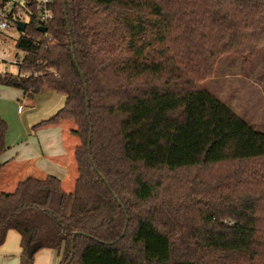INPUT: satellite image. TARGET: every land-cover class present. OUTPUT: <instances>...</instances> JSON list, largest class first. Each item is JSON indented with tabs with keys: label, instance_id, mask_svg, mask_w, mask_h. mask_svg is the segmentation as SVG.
<instances>
[{
	"label": "trees",
	"instance_id": "16d2710c",
	"mask_svg": "<svg viewBox=\"0 0 264 264\" xmlns=\"http://www.w3.org/2000/svg\"><path fill=\"white\" fill-rule=\"evenodd\" d=\"M51 1L44 36L24 0L29 76L0 85L65 96L33 128L74 123L78 176L71 193L52 176L0 192V245L16 231L19 264L42 249L59 264H264V132L198 85L220 55L264 48V0ZM6 131L0 118V156Z\"/></svg>",
	"mask_w": 264,
	"mask_h": 264
},
{
	"label": "crops",
	"instance_id": "0c3cea01",
	"mask_svg": "<svg viewBox=\"0 0 264 264\" xmlns=\"http://www.w3.org/2000/svg\"><path fill=\"white\" fill-rule=\"evenodd\" d=\"M64 102L61 93L45 90L27 96L20 89L0 85V118L7 125V149L0 156L4 164L0 170V192H13L17 183L27 178L42 180L47 176L58 179L64 192H73L78 176L74 153L79 145L72 134L74 123L61 121L33 128L54 115ZM20 252V235L9 230L0 245V264H19ZM60 258L56 250L42 249L35 254L33 264H59Z\"/></svg>",
	"mask_w": 264,
	"mask_h": 264
},
{
	"label": "rangeland",
	"instance_id": "374dc122",
	"mask_svg": "<svg viewBox=\"0 0 264 264\" xmlns=\"http://www.w3.org/2000/svg\"><path fill=\"white\" fill-rule=\"evenodd\" d=\"M21 21L27 22L23 15ZM19 33L16 28H12L0 34V54H3V59L11 61L22 55L15 48ZM0 71L15 75L18 70L13 65L1 64ZM198 85L209 90L239 117L264 132V48L258 50L246 64L235 55H220L214 61L211 74L198 81ZM22 106L27 107L24 104ZM230 168L229 165L218 166L204 171L202 176L211 178ZM185 175L178 174V177Z\"/></svg>",
	"mask_w": 264,
	"mask_h": 264
},
{
	"label": "built area",
	"instance_id": "2783aa9c",
	"mask_svg": "<svg viewBox=\"0 0 264 264\" xmlns=\"http://www.w3.org/2000/svg\"><path fill=\"white\" fill-rule=\"evenodd\" d=\"M34 10L37 14V21L39 22V27H45V24L53 19V11L51 9V0H34ZM0 34L3 32L16 28V23H13L10 20V15L13 10L18 7L17 15L21 17L23 14L22 6L24 5V0H0ZM20 14V15H19ZM17 29V28H16ZM46 36V33H42ZM21 56H17L14 60L8 61L2 58L3 54H0V65H13L19 71V67L22 63V58L24 53L21 52ZM22 78H27L29 74L19 73ZM7 73V72H3ZM2 74V73H1ZM40 73H33V76H38ZM21 110V107L18 108V111Z\"/></svg>",
	"mask_w": 264,
	"mask_h": 264
},
{
	"label": "water",
	"instance_id": "95a60500",
	"mask_svg": "<svg viewBox=\"0 0 264 264\" xmlns=\"http://www.w3.org/2000/svg\"><path fill=\"white\" fill-rule=\"evenodd\" d=\"M25 25H26L25 22H22V21L16 22V28L19 32H23L25 30ZM37 31L40 33H46V28L40 26L38 27Z\"/></svg>",
	"mask_w": 264,
	"mask_h": 264
}]
</instances>
